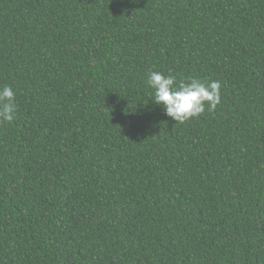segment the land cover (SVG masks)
<instances>
[{"label":"trees","instance_id":"trees-1","mask_svg":"<svg viewBox=\"0 0 264 264\" xmlns=\"http://www.w3.org/2000/svg\"><path fill=\"white\" fill-rule=\"evenodd\" d=\"M5 85L0 264H264V0H0Z\"/></svg>","mask_w":264,"mask_h":264},{"label":"clouds","instance_id":"clouds-1","mask_svg":"<svg viewBox=\"0 0 264 264\" xmlns=\"http://www.w3.org/2000/svg\"><path fill=\"white\" fill-rule=\"evenodd\" d=\"M146 84L153 90L152 102L163 106L165 114L176 122L184 123L208 111H214L221 100L218 80L205 81L188 77L177 81L174 75L151 71ZM15 92L11 86L0 87V121L14 119Z\"/></svg>","mask_w":264,"mask_h":264}]
</instances>
